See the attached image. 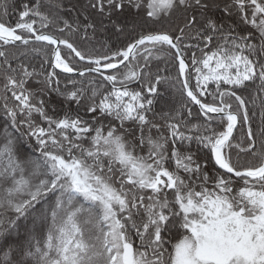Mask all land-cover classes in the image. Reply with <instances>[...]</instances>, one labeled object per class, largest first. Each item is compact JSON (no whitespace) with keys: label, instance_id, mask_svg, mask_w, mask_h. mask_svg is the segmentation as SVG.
Masks as SVG:
<instances>
[{"label":"snow or ice","instance_id":"6c2138e0","mask_svg":"<svg viewBox=\"0 0 264 264\" xmlns=\"http://www.w3.org/2000/svg\"><path fill=\"white\" fill-rule=\"evenodd\" d=\"M0 119V264H264V0H0Z\"/></svg>","mask_w":264,"mask_h":264},{"label":"trees","instance_id":"16d2710c","mask_svg":"<svg viewBox=\"0 0 264 264\" xmlns=\"http://www.w3.org/2000/svg\"><path fill=\"white\" fill-rule=\"evenodd\" d=\"M10 15H11V13H10ZM15 19H16V17L13 16L11 22L14 23V22H15ZM74 39H76L77 45H78L79 47L85 49V50L91 48V46H92L91 43L81 42V41H80L78 38H76V37H74ZM37 63H38V61H37ZM165 99H166V100H173V99H174V100H176V101H179V99H180L179 91H178V90H175V89L171 90V94H170V95H169V94H165ZM159 108H160V105H157V111L159 110ZM0 123H2V119H0Z\"/></svg>","mask_w":264,"mask_h":264}]
</instances>
